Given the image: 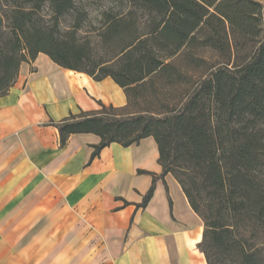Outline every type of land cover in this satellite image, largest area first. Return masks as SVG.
Wrapping results in <instances>:
<instances>
[{
  "label": "trees",
  "instance_id": "obj_1",
  "mask_svg": "<svg viewBox=\"0 0 264 264\" xmlns=\"http://www.w3.org/2000/svg\"><path fill=\"white\" fill-rule=\"evenodd\" d=\"M263 34L261 0H0V97L41 53L113 79L127 105L52 121L61 147L96 134L95 158L153 137L161 177L204 222L207 263L264 264Z\"/></svg>",
  "mask_w": 264,
  "mask_h": 264
},
{
  "label": "crops",
  "instance_id": "obj_2",
  "mask_svg": "<svg viewBox=\"0 0 264 264\" xmlns=\"http://www.w3.org/2000/svg\"><path fill=\"white\" fill-rule=\"evenodd\" d=\"M127 102L113 79L97 82L46 54L21 66L0 97V264H208L204 222L174 176L161 177L153 137L95 158L96 134L61 147L52 121Z\"/></svg>",
  "mask_w": 264,
  "mask_h": 264
},
{
  "label": "rangeland",
  "instance_id": "obj_3",
  "mask_svg": "<svg viewBox=\"0 0 264 264\" xmlns=\"http://www.w3.org/2000/svg\"><path fill=\"white\" fill-rule=\"evenodd\" d=\"M261 2H262V4H263V6H264V0H261ZM264 35V34H263ZM212 53L211 52H208L207 54H206V56L207 57H212Z\"/></svg>",
  "mask_w": 264,
  "mask_h": 264
}]
</instances>
